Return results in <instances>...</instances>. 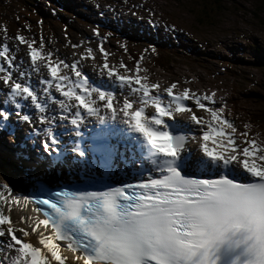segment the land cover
<instances>
[{
  "label": "snow or ice",
  "instance_id": "6c2138e0",
  "mask_svg": "<svg viewBox=\"0 0 264 264\" xmlns=\"http://www.w3.org/2000/svg\"><path fill=\"white\" fill-rule=\"evenodd\" d=\"M0 31L7 39L2 24ZM14 39L26 44L30 68L0 44V129L14 139L8 121L15 114L30 129L26 141L39 137L33 155L17 156L36 195L16 196L0 179V264H264V140L250 135V124L239 130L214 93H174L172 83L162 96L159 84L138 74L147 71L140 60L130 76L106 59L93 63L94 79L80 63L94 59L93 49L85 47L69 65L44 52L43 40L34 47V40ZM41 68L47 78L34 84L30 77ZM98 155L106 168H81ZM49 169L84 171L93 182L123 170L135 182L52 190L42 178ZM28 205L38 215L21 212L14 222L13 208Z\"/></svg>",
  "mask_w": 264,
  "mask_h": 264
},
{
  "label": "rangeland",
  "instance_id": "374dc122",
  "mask_svg": "<svg viewBox=\"0 0 264 264\" xmlns=\"http://www.w3.org/2000/svg\"><path fill=\"white\" fill-rule=\"evenodd\" d=\"M93 1L95 0H87V3L93 5ZM99 1L103 5L107 0ZM137 1L144 6L141 15L146 17V21L143 22L140 29L132 26L134 33L138 34L137 36L132 39L123 38L120 40L116 32L111 34L99 32L98 35H93V28L85 27L87 24L85 17L93 18L99 14L93 8L73 14L62 13L55 3L45 0V11L40 17L37 15L40 12L38 3L34 4V7L28 6L27 8L32 13H27L23 4L15 6V0H0V21L8 22L6 32L8 38L5 39V33L1 36V39L7 43L0 41V44L8 46L15 54L16 61L25 57V61L22 60L21 64L25 69L30 68L26 44H23L25 47L22 48L11 45L19 46L18 41L14 39L17 34L23 36L26 41L34 40V45H40L41 40L44 42L45 38L43 51H51L53 58L59 57L69 65L71 57L79 58L85 47L93 49L94 59L85 61L90 63L91 68L93 63L100 64L106 59L110 68L116 67L119 74L130 76L135 71V61L140 60V68L147 71H140L138 74L140 76L147 75L150 82L159 84L161 92L163 88L175 83L174 93L182 92L184 88H188L190 92L198 96L206 95L201 91L199 85H202V90H205L204 86L216 85L207 76L213 77L212 71H223L218 76L220 82H225L223 90H208L207 93L217 95L214 100L216 106L221 103H225L227 106V99H232L239 103L240 109L245 111L247 116H256L257 122L250 123L244 120L235 122V126L239 124L240 128H237L243 131L242 126L247 122L251 125L248 130L250 135L259 134L260 140H264L263 104L258 99L249 97L251 94L262 96L264 93L263 71L254 66L255 62L264 60L260 56V54L264 56V0ZM113 2L115 3H111L112 5L117 2L122 4L123 0H113ZM149 10L154 15L149 16ZM149 20L152 21L151 24L148 23ZM38 21L40 23H37ZM118 22L122 24L121 26L126 27L125 25L135 23L136 19L123 12L120 14ZM71 27L74 29L70 30ZM173 29L175 30L173 31ZM190 35H193L192 39L197 42L189 40V44H203L213 50L214 56L221 57L225 62L228 61L227 67L230 73L225 72L226 64L215 60H200L204 73L196 72L195 68L200 71L197 63L185 58L179 60L178 65L170 70L172 75L168 73L169 66L163 57L170 51L169 47L181 49L179 42ZM81 36L84 38V42ZM158 41L163 42L166 46L165 50L161 51V55L157 53L158 49L155 45ZM72 45H78V47L73 48ZM97 45H100V48L108 54L106 57L101 55ZM200 50L202 51L203 48ZM119 54L123 55V57L119 56V59L125 61L124 65L129 70L128 72H125L124 68H120L117 64L113 65L114 59ZM174 54L176 55V53ZM85 55L87 54L85 53ZM239 62H242L243 65H240ZM0 63H2V58H0ZM207 72L209 74H206ZM34 74L39 78L41 75L45 79L47 78V72L43 68L40 73ZM230 87L235 89L231 91ZM165 95L162 92V96ZM1 98L0 95V100ZM186 103L191 105L196 115L206 117L205 113H200L195 109V105L191 101ZM226 109L227 107L225 115L227 114ZM12 116L9 118L10 123H16ZM180 119L184 120L185 118L180 117ZM3 134L9 137L8 142L11 146L15 145L18 138H10L6 131ZM20 134H22V128ZM258 142L260 141L258 140ZM33 149L31 148V153L34 152ZM3 167L6 171H18L16 175L21 174L16 163L10 167L4 165ZM11 175L14 174L0 172V179L6 180L10 186Z\"/></svg>",
  "mask_w": 264,
  "mask_h": 264
},
{
  "label": "bare ground",
  "instance_id": "6f19581e",
  "mask_svg": "<svg viewBox=\"0 0 264 264\" xmlns=\"http://www.w3.org/2000/svg\"><path fill=\"white\" fill-rule=\"evenodd\" d=\"M34 2H35V1H34ZM39 7H40V8H39L40 10H45V2H43V4H39ZM49 16H50V15H49ZM83 42H84V41H83ZM18 43H19V42H18ZM19 46H24V45L19 43ZM21 48H22V47H21ZM124 70H125V69H124ZM85 72H87L88 75H89L90 77H92V78H94V77H98V76L96 75V72H95V70H94L93 68H90L89 71H85ZM69 74H70V73H69ZM44 76H45V75H44ZM46 77H47V76H46ZM0 95H1V97H3V93H2V92H0ZM10 117H11V116H10ZM178 119H179L181 122L184 121V120L180 119V117H179ZM8 122L10 123V121H8ZM10 124L15 125V127H14V134H15V137H16V138H19L20 135H21V134L19 135V132H21V126H20V124H17V123H10ZM0 131H1L2 133L5 132L4 129H0ZM84 133H85L86 137H89V136H88V135H89V132H88V131L85 130ZM3 135H5V134H3ZM10 141H12V140H10ZM0 146H1L3 149H5V151H6V154L3 155L2 159H1L3 165L6 166V167H10V166H13L14 163L17 164V162H16L12 157H9L10 149L7 147V144H6V143H2V142H0ZM12 147H14L15 149H17L18 152H19L20 154L23 153L25 156H30V155H31V148L33 149V146H29V145H27V144L24 145V144H22L20 141H18V139H17V141H15V145H13ZM190 147H191V146H190ZM34 149H35V148H34ZM34 149H33V151H34V153H35V150H34ZM3 153H4V152H3ZM3 153H2V154H3ZM190 162H191V161H190ZM107 164H108V163H107ZM106 167H107V165H102V164H100V163H98L97 161H94V160H91V162H90L89 164H87L86 167H82V166H81V168H94V169H97V170H102V169H104V168H106ZM19 171H20L21 174L16 175L15 177H14V176H10L9 183H10L11 185H14L16 182H17V184H20V185H22V186H24V185L27 184V182L25 181L26 179L23 178L24 175L22 174V171H21L20 169H19ZM80 172H81V171L75 172L74 174H67V175H64V174H61V172L59 171V169H57V171H55V172H52V171H51V172L49 173V177H50L51 179H58V178H61V177H63V178H64V177H68V178H70V177H73V176L78 175ZM115 174L118 175V176L121 177V178L132 176V175H125V173H124L123 170H121V171H119V172H116ZM18 177H19L20 179L17 180ZM11 185H10V187H11ZM11 191L14 192L15 190L11 189ZM21 212H22L24 215H26V216H27V215H31V216H33V218H35V217L37 216L36 213H33V212L31 211V209H30L29 206H27V208H23V209H21V210H16L15 207H14V208H13V212H12V214H11V219L15 222V221L18 219V217H19V215L21 214ZM16 227H18L17 224H16ZM41 230H43V229H41ZM33 242H35L34 238H33ZM64 255L71 257V254L68 253V252H65ZM67 264H71V259L68 260Z\"/></svg>",
  "mask_w": 264,
  "mask_h": 264
},
{
  "label": "trees",
  "instance_id": "16d2710c",
  "mask_svg": "<svg viewBox=\"0 0 264 264\" xmlns=\"http://www.w3.org/2000/svg\"><path fill=\"white\" fill-rule=\"evenodd\" d=\"M18 1H22V0H18ZM36 2V1H35ZM43 2H45V0L43 1ZM30 4H32L33 5V2H31V1H28L27 2V5L29 6ZM24 8L27 10V13H32V11H30L28 8H27V6H26V3H24ZM42 11H45V10H40V12H39V15L41 14V12ZM46 19H47V17H46ZM45 20V19H44ZM46 21V20H45ZM261 50H263V49H261ZM257 52V51H256ZM260 56L262 57V58H264V56L262 55V54H260ZM226 64H229V62L227 61V62H225ZM256 67H258V68H260V69H262L263 70V76H264V63H260V65L258 64V65H256ZM215 74V73H214ZM217 76H219V75H217ZM233 89H235V88H233ZM232 89V90H233ZM231 90V91H232ZM250 98H252V99H258V101H261V103L263 104V111H264V93H263V95L262 96H259V95H256V94H251L250 96H249ZM231 102V101H230ZM231 104H232V107H233V109L235 110V111H237V110H239L238 111V113L236 114V117H238V118H243V119H245V120H247L248 122H251V123H254V122H257L256 121V116H247L245 113V111H243V110H241V109H237L236 108V103L235 102H231ZM235 117V116H234Z\"/></svg>",
  "mask_w": 264,
  "mask_h": 264
},
{
  "label": "clouds",
  "instance_id": "9594fccd",
  "mask_svg": "<svg viewBox=\"0 0 264 264\" xmlns=\"http://www.w3.org/2000/svg\"><path fill=\"white\" fill-rule=\"evenodd\" d=\"M255 51H256V50H255ZM222 63L226 64L224 60H222ZM263 63H264V60H263ZM224 68L226 69L225 72L227 73V72H228L227 64L224 66ZM221 72H223V71H217V70H216V71H212V72H211V75H213V77H216V78H217V77H218L217 75H220ZM201 73H204V71H203L202 68H201ZM207 73H208V72H207ZM214 73H215L216 75H215ZM223 83H225V82H223Z\"/></svg>",
  "mask_w": 264,
  "mask_h": 264
},
{
  "label": "water",
  "instance_id": "95a60500",
  "mask_svg": "<svg viewBox=\"0 0 264 264\" xmlns=\"http://www.w3.org/2000/svg\"><path fill=\"white\" fill-rule=\"evenodd\" d=\"M121 62H122L123 64H125V61H124L123 59H119V60L117 61V65H120Z\"/></svg>",
  "mask_w": 264,
  "mask_h": 264
}]
</instances>
